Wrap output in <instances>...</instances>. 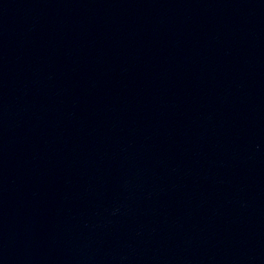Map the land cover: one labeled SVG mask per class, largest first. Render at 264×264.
Segmentation results:
<instances>
[{
    "label": "water",
    "instance_id": "1",
    "mask_svg": "<svg viewBox=\"0 0 264 264\" xmlns=\"http://www.w3.org/2000/svg\"><path fill=\"white\" fill-rule=\"evenodd\" d=\"M0 264H264V0H0Z\"/></svg>",
    "mask_w": 264,
    "mask_h": 264
}]
</instances>
